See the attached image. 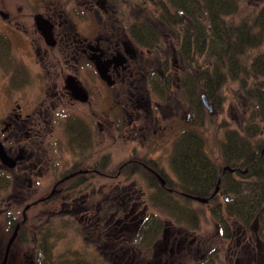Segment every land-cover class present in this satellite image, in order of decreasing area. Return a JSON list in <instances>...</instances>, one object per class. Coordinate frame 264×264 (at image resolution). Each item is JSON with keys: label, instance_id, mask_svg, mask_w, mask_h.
I'll return each instance as SVG.
<instances>
[{"label": "flooded vegetation", "instance_id": "flooded-vegetation-1", "mask_svg": "<svg viewBox=\"0 0 264 264\" xmlns=\"http://www.w3.org/2000/svg\"><path fill=\"white\" fill-rule=\"evenodd\" d=\"M158 13L156 0H0L7 243L18 227L8 261L25 227L38 224L28 211L46 205L33 240H54L57 211L61 235L79 227L94 264H264L262 206L244 218L228 210L234 193L251 187L248 168L224 155L225 128L215 141L220 159L207 138L181 139L204 135L198 124L220 110L209 97L212 111L204 104L197 67L179 50L176 30L153 21ZM192 142L219 169L215 185H196L173 166L176 146ZM167 196L178 212H158L151 236L149 206L164 210ZM208 218L212 229L204 230Z\"/></svg>", "mask_w": 264, "mask_h": 264}, {"label": "trees", "instance_id": "trees-1", "mask_svg": "<svg viewBox=\"0 0 264 264\" xmlns=\"http://www.w3.org/2000/svg\"><path fill=\"white\" fill-rule=\"evenodd\" d=\"M156 1L159 17H152L153 21L159 19L176 30L179 50L195 64L201 88L217 107H223L222 92L230 78L238 82L242 94L251 103L241 127L222 123L224 155L233 165L248 168L244 175L249 181L246 186L251 187L235 192L234 198L227 201L228 210L239 218L248 217L255 204L264 209V126H261L264 125V0H259L261 5L252 0ZM140 25L147 28L145 23ZM181 139L204 140L205 137L192 131ZM173 166L196 185L217 182L219 169L199 142L176 146ZM174 202L173 196H167L165 209L153 211L149 224L151 236L161 227L158 212L170 216L178 212ZM44 238L47 240L39 243L37 264H86L77 258L79 255L74 250L69 251L73 260L65 262L63 255H55L54 242L48 244L47 235Z\"/></svg>", "mask_w": 264, "mask_h": 264}, {"label": "rangeland", "instance_id": "rangeland-1", "mask_svg": "<svg viewBox=\"0 0 264 264\" xmlns=\"http://www.w3.org/2000/svg\"><path fill=\"white\" fill-rule=\"evenodd\" d=\"M255 4L261 5L259 0H252ZM222 95L224 97L223 107L220 112L215 110L214 115L210 116L207 114V118L203 120V124H198V129L203 132L205 138L209 140L207 143V147L209 152L216 158L220 159V151L219 146L216 144L217 139L223 138L224 127L222 125L223 122H226L227 125L231 127L237 126L238 124H243L245 121V117L249 112V108L251 106L248 98L242 94V89L239 87L238 82L233 79H229L226 82L223 88ZM264 126V125H261ZM179 124L176 125V128L173 130V135L178 134ZM173 135H169L168 138H172ZM168 141L167 138H165ZM124 150V146L120 145L118 147V155L117 159L121 157V154ZM167 166L169 165L170 157L169 153H166L164 158ZM43 208H33L28 211V218L31 223H39V218L44 217L46 215V211H43L47 206H42ZM150 210L154 211V208L149 206ZM62 213V212H61ZM57 211H54L53 217V227H54V240H57L56 244L53 245L55 255H63L65 262L69 263L73 260L70 257L69 251L74 250V254L79 255L77 258L81 259L80 261L86 264H93L92 261L96 260L94 253H92V246L83 242L82 233H80L79 227L70 226L67 234L61 235L62 227H61V218L56 215ZM28 219V220H29ZM41 222V221H40ZM25 227L23 230V234L21 237L17 238L13 243L11 256L8 261V264H37V256L39 249V241L35 242L34 236L32 234V230L37 229L39 225ZM31 230H30V229ZM27 229V232H26ZM203 229L209 230L212 229V222L208 218L205 223H203ZM41 229L38 228V231ZM25 231V232H24ZM10 236V232H7L6 227L0 221V264L3 258L4 249L7 246V240ZM27 237V238H26ZM50 239L48 244L50 243ZM78 260V259H77ZM103 260V259H102ZM98 261V259L96 260Z\"/></svg>", "mask_w": 264, "mask_h": 264}, {"label": "water", "instance_id": "water-1", "mask_svg": "<svg viewBox=\"0 0 264 264\" xmlns=\"http://www.w3.org/2000/svg\"><path fill=\"white\" fill-rule=\"evenodd\" d=\"M202 97H203V100H204V104L206 105V107L212 111L213 109V104L209 101V98L208 96L206 95L205 92L202 93ZM264 150V149H263ZM196 199H200V200H205L206 198H203L201 196H196L195 197ZM17 229L18 227L15 229L14 233L12 234V236L10 237L8 243H7V246H6V250H5V255H4V258L3 260L1 261V264H7V261H8V256H9V251H10V248H11V245H12V242L13 240L15 239L16 235H17Z\"/></svg>", "mask_w": 264, "mask_h": 264}]
</instances>
